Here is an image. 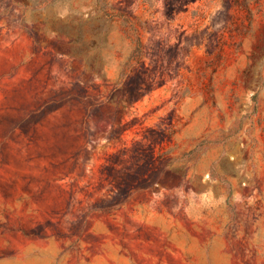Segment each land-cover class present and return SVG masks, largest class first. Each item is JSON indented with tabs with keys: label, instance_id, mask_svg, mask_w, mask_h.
<instances>
[{
	"label": "rangeland",
	"instance_id": "1",
	"mask_svg": "<svg viewBox=\"0 0 264 264\" xmlns=\"http://www.w3.org/2000/svg\"><path fill=\"white\" fill-rule=\"evenodd\" d=\"M0 264H264V0H0Z\"/></svg>",
	"mask_w": 264,
	"mask_h": 264
}]
</instances>
